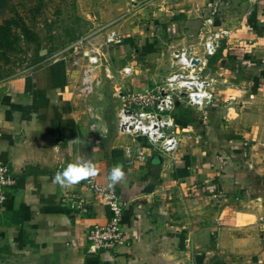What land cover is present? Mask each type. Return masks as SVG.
Listing matches in <instances>:
<instances>
[{"label":"crops","instance_id":"1","mask_svg":"<svg viewBox=\"0 0 264 264\" xmlns=\"http://www.w3.org/2000/svg\"><path fill=\"white\" fill-rule=\"evenodd\" d=\"M213 1L99 0L94 18L108 28L97 39L114 32L124 42L89 98L72 63L58 59L0 84V164L15 179L0 212V264H264V0H244L242 20L226 26L231 37L203 72L216 80L211 106L175 101L174 155L117 132L116 86L142 92L163 83L173 51L199 49L197 10ZM170 38L175 48L158 55ZM125 65L130 75H121ZM81 157L96 164L99 184L123 166L126 179L114 187L126 203L127 240L117 250L88 252L89 229L110 217L89 180L53 183ZM68 195L84 197L88 212L73 214Z\"/></svg>","mask_w":264,"mask_h":264},{"label":"built area","instance_id":"2","mask_svg":"<svg viewBox=\"0 0 264 264\" xmlns=\"http://www.w3.org/2000/svg\"><path fill=\"white\" fill-rule=\"evenodd\" d=\"M212 20H205L200 28V50L188 46L173 51L172 72L155 88L142 92L124 91L117 85L118 82L110 77L117 85L114 95L123 103L117 113L119 135L134 139L142 137L162 153L175 154L179 147V137L176 124L170 116L175 101L181 100L188 106L205 109L211 106L215 97L216 80L204 75L203 70L207 59L216 54L221 42L231 36V31L224 27L211 29ZM107 28V25L99 26L71 46L84 48L82 56L87 59L89 65H103V61L107 59L105 47H116L124 42L123 35L114 32L98 40L97 35ZM131 72L129 65L121 69V75L124 76L130 75ZM137 157H143L142 151ZM14 184L12 173L6 165L0 164V212L7 200L8 190ZM85 186L110 212L105 225L96 224L89 229L86 236L88 252L96 254L101 250L119 249L127 240L121 224L126 203L110 183L99 184L95 178H91ZM67 201L73 214L87 213L89 210L88 202L81 195H68Z\"/></svg>","mask_w":264,"mask_h":264},{"label":"rangeland","instance_id":"3","mask_svg":"<svg viewBox=\"0 0 264 264\" xmlns=\"http://www.w3.org/2000/svg\"><path fill=\"white\" fill-rule=\"evenodd\" d=\"M98 2L99 0H0V26L7 29V37L3 45L0 44V84L58 59L72 63L71 67L76 73V79H79L76 80L79 81V84H76L77 90L89 98L97 87L99 71L110 65L108 54L115 47H105L106 61H103L101 66H92L82 56L83 47L71 46L97 28L98 21L94 16L100 14ZM243 5L244 0H214L212 7L208 4L199 7L198 19L202 20L199 26L195 25L194 28L196 42L199 40L200 43L199 32L205 20L213 19V25L210 27L213 30L227 28L226 26L242 20L248 9ZM24 27L27 32L23 30ZM166 29L158 30L165 33ZM162 31H158L159 35L163 33ZM169 33L172 35V32ZM173 39L160 41L157 54L168 56V53L175 48H170ZM189 43L187 37L185 42L175 46L183 47ZM194 49L200 50V47ZM73 58H77L79 63H76L77 61L74 63ZM217 59L218 55H215L203 72L212 70ZM110 117L108 114V119Z\"/></svg>","mask_w":264,"mask_h":264},{"label":"clouds","instance_id":"4","mask_svg":"<svg viewBox=\"0 0 264 264\" xmlns=\"http://www.w3.org/2000/svg\"><path fill=\"white\" fill-rule=\"evenodd\" d=\"M102 134V132H101ZM98 173L96 164L92 160L78 158L75 162L67 164L62 171H57L54 176L53 183L58 184L62 188H70L79 184L81 181L94 178ZM110 186L123 182L126 174L122 165L113 167L109 173Z\"/></svg>","mask_w":264,"mask_h":264},{"label":"trees","instance_id":"5","mask_svg":"<svg viewBox=\"0 0 264 264\" xmlns=\"http://www.w3.org/2000/svg\"><path fill=\"white\" fill-rule=\"evenodd\" d=\"M1 6H3V5H1ZM7 30V29H6ZM6 30H5V27H3V26H0V44H1V46L3 45V41L6 39V37H7V33H6ZM23 30H25V32H27V29L24 27V29ZM216 55V54H215ZM214 55V56H215ZM213 56V57H214ZM213 57H211V58H213ZM210 58V59H211Z\"/></svg>","mask_w":264,"mask_h":264}]
</instances>
